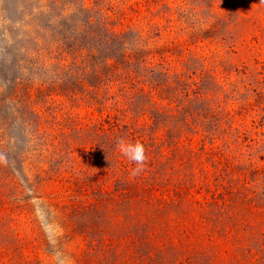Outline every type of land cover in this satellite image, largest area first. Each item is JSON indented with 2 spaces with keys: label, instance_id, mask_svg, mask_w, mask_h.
Masks as SVG:
<instances>
[{
  "label": "rangeland",
  "instance_id": "374dc122",
  "mask_svg": "<svg viewBox=\"0 0 264 264\" xmlns=\"http://www.w3.org/2000/svg\"><path fill=\"white\" fill-rule=\"evenodd\" d=\"M61 262L264 264V0H0V264Z\"/></svg>",
  "mask_w": 264,
  "mask_h": 264
},
{
  "label": "clouds",
  "instance_id": "9594fccd",
  "mask_svg": "<svg viewBox=\"0 0 264 264\" xmlns=\"http://www.w3.org/2000/svg\"><path fill=\"white\" fill-rule=\"evenodd\" d=\"M117 149L126 159L136 165L133 170L134 175L139 174L143 170L147 160L146 148L143 143L121 139L117 143Z\"/></svg>",
  "mask_w": 264,
  "mask_h": 264
},
{
  "label": "trees",
  "instance_id": "16d2710c",
  "mask_svg": "<svg viewBox=\"0 0 264 264\" xmlns=\"http://www.w3.org/2000/svg\"><path fill=\"white\" fill-rule=\"evenodd\" d=\"M118 125L116 124V125H114V127H117Z\"/></svg>",
  "mask_w": 264,
  "mask_h": 264
}]
</instances>
